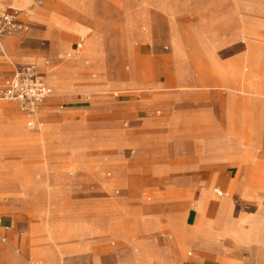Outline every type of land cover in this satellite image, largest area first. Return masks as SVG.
<instances>
[{
    "label": "rangeland",
    "instance_id": "obj_1",
    "mask_svg": "<svg viewBox=\"0 0 264 264\" xmlns=\"http://www.w3.org/2000/svg\"><path fill=\"white\" fill-rule=\"evenodd\" d=\"M17 1L26 4L21 8L16 6ZM86 2L88 1L0 0V7L19 10L20 17L28 24L26 31L4 35L0 40L3 50L0 52V64L6 65L5 68L0 67V89L5 85L4 78L10 70L9 63L26 62L16 59L13 52L20 51L22 40L27 37L32 26L46 24L49 18L56 16L80 23H76L79 26L74 28L80 33L76 52L81 56L89 53L91 60L86 68L97 69L99 48L94 43L91 31L82 25L91 26L102 35L104 43L102 78H98L95 83L109 84L119 81L124 84L120 87H108L103 91L104 94L150 98L151 114L157 118L170 115L174 110L186 113L197 110L200 114H205L211 124H215L221 132H228L234 141H241V147L235 153L237 158L233 159L237 172L230 181L231 185L243 180L252 197H263L264 94L251 97L220 85L241 88L248 76V82L258 91L264 92V38L261 37L264 35V0H181V12L177 15L175 24H171L170 17L162 10L165 6L159 8L158 5H149L145 13L139 14V7H135L134 0ZM85 4L87 6L81 10ZM193 8L201 17L189 14ZM135 10L138 15H135ZM129 17L133 27L127 26ZM173 29L179 37L181 65L187 80L184 82L186 86L182 87H178L176 80H171L175 70L170 41ZM245 30L256 32V35L247 37L248 44L242 38ZM144 34L150 36L149 40L140 43L137 37ZM229 36L232 41L225 44V39ZM63 39H67V34H63ZM250 49L252 61L244 63L247 53L251 54ZM67 51L69 49L63 54ZM48 59L41 57V61H50ZM57 95V89L52 86L51 97L38 108L42 125L37 130L26 128V116L16 103L0 99V109L4 106L12 107V112L4 110L0 114V125L10 123L15 114L21 119V128L16 127L13 131L0 129V217L7 216L10 220L7 221L8 228L0 231V247L4 250L0 253V264H33L31 261H36L37 264H101L102 256L116 252L119 246L117 237H108L97 230L89 231L90 227L99 230L108 228L112 232L121 228L122 216L119 221L116 214L112 213V210L118 209L114 202L103 203L94 210L92 218L95 223L80 222L90 219L82 213L85 203L95 206L102 197L118 196L127 191L124 185L115 187L118 192L116 189L109 192L102 190L94 165L105 159L107 154L120 153L128 157L132 150L127 147L101 149L94 144H83L75 159L82 163L87 161L89 179L81 189L61 194L68 188V183L72 182L70 176L80 165L73 161L74 158H69L72 156L70 152L51 150L53 135L45 125L59 126L64 124L63 121L74 118L82 119L83 123L95 122L100 119L101 113L93 116L77 113L59 116V112H67L66 107L69 104ZM123 126L126 134L133 137H152L164 130L167 132L166 126L157 122L135 126L124 123ZM206 126L199 122L192 127L203 130ZM63 129L67 131L69 126ZM180 129L186 131L189 126L182 124ZM244 136L249 137L252 151H245ZM200 144L201 140L189 139L193 153L200 152ZM11 145H17L18 148ZM37 145L44 152L51 150L48 158L44 159L38 154L40 149ZM101 145L122 147L123 143L114 141ZM126 146L135 148L137 143L129 141ZM27 147L30 154L24 162V170L20 166V155L13 151L20 148L26 157ZM62 147L75 150L73 145L67 143ZM224 149L225 144H222V152H225ZM107 164L104 162L101 165ZM15 165L20 167L16 168ZM48 165L54 166L57 171L64 167V171L59 178L45 181L39 192L36 189L30 191L33 197L30 196V180L25 171L36 183L42 180ZM108 170L107 168L106 171ZM7 173L10 175L5 176ZM102 177L104 187L110 188L114 183L115 173L112 177L109 173ZM235 188L238 191L236 186ZM59 193V197L67 205L58 206L61 204ZM239 193L245 194L242 191ZM232 200L234 214L249 212L255 207L254 203L243 201L236 194L232 196ZM65 209L69 211H64ZM75 212H78L77 216ZM218 214L221 229H232L236 232L229 227L231 222L225 211H219ZM70 216V220L66 219ZM52 227L58 229L53 230ZM244 230L245 225L242 226V231Z\"/></svg>",
    "mask_w": 264,
    "mask_h": 264
},
{
    "label": "crops",
    "instance_id": "obj_2",
    "mask_svg": "<svg viewBox=\"0 0 264 264\" xmlns=\"http://www.w3.org/2000/svg\"><path fill=\"white\" fill-rule=\"evenodd\" d=\"M87 1L86 3L89 4L90 0ZM133 3H136L135 7H139L140 10L139 12L138 9L135 10V15L145 13L149 5H158L159 8L165 6L162 10L170 17L171 24L176 23L182 5L181 0H139V2L134 0ZM25 4L26 2L23 1L16 2V6L21 8ZM71 8L76 10L74 7ZM189 14H197L201 17L194 8ZM76 23L56 16L49 18L46 24L32 26L27 37L22 40L20 51L13 52L16 59L26 62H10V70L4 81L11 76L15 65L34 64L49 84L51 89L49 97L52 95L53 86L58 91L57 96L69 104L66 107L67 112H59V116L76 113L93 116L95 113H101L100 119L95 122L83 123L82 119L74 118L63 121L64 124L59 126L45 125L49 127L50 134L53 135L51 150L70 152L72 156L69 158H74L73 161L80 165L79 169L70 176L72 182L68 183V188L61 194L81 189L89 179L87 161L82 163L75 159L83 144H94L101 149L127 147L132 150L128 157L120 153L107 154L104 156L105 159L94 165L102 190L109 192L116 189L115 187L124 185L127 191L118 196L102 197L95 206L85 203L82 213L90 219L78 221L93 224L95 223L92 218L93 212L99 205L107 202H114L117 205L118 209L112 210V213L116 214L119 221L122 216V226L118 231L112 232L108 228L99 230L96 227L89 229V231L97 230L107 234L108 237L119 239L116 252L103 255L101 264H264V195L252 197L243 180L234 185L230 182L237 172L233 159L237 158L235 153L236 149H240L241 141L238 139L234 141L229 137L228 132H221L215 124H211V120L205 114H200L197 110L190 113L174 110L170 115L157 118L151 114L150 98H126L116 93L104 94L103 91L106 88L120 87L123 83L119 81L109 84L95 83L98 78H102L103 38L93 27L81 24L91 31L94 43L99 48L98 68L95 70L86 68L91 55L85 53L81 56L76 52L80 43V33L74 29L80 23ZM127 26L133 27L130 17L127 19ZM63 34H67L66 40L63 39ZM250 35L254 36L256 32L243 31L242 38L246 44L249 40L247 37ZM149 37L146 34L139 35L137 40L144 43L149 40ZM261 37L264 38V35ZM170 38L171 57L175 62L171 80H176L179 83L178 87L186 86V75L183 73L180 59L181 45L174 29L171 30ZM231 41L232 38L229 36L225 39V44ZM67 49L69 52L63 54ZM250 51L251 54L247 53L244 63L252 61V49ZM0 52H3L2 43ZM41 57H48L50 61H41ZM0 67L5 68L6 65L0 64ZM51 81L54 83H50ZM243 83L241 88H230L223 84L220 86L251 97L264 94L248 82V76ZM4 110L12 112V107H2L0 114ZM152 122L166 126L168 133L164 130L152 137H133L126 134L123 126L124 123L135 126ZM199 122L207 126L203 130L192 127ZM182 124L189 126V129L181 131ZM66 126H69L67 131L63 129ZM16 127L21 128V119L16 114L12 116L10 123L0 125V129L8 131H13ZM191 138L201 140L202 151L196 153L191 151L189 146ZM114 141L123 143L122 147L101 145ZM129 141L137 143V147L126 146ZM244 141L246 142L245 151H252L249 137L244 136ZM64 143L73 145L75 150L63 148ZM222 144H225V152H222ZM37 146L40 149L38 154L44 159L48 158L51 150L44 152L39 145ZM29 147H27L26 157L23 156L24 153L20 148L17 149L18 146L17 150L13 151L20 155V166L24 170V162L30 154ZM104 162L108 164L102 166ZM107 168L108 171H106ZM63 171L64 167L57 171L54 166L48 165L42 180L36 183L25 171L30 180L29 195L33 189L38 192L43 189L45 181L59 178ZM108 173L110 177L115 173V179L110 188H105L102 175ZM7 175L10 174L7 173L5 176ZM241 191L245 194H240ZM116 192H118L117 189ZM61 194L59 193L58 197ZM235 194L242 197L243 201L254 203V209L242 214H234L232 196ZM59 199L61 204L58 206L67 205L63 203L62 198L59 197ZM219 211H225L231 222L229 227L234 228L236 232L232 229H221L218 219ZM75 213L77 216L78 212ZM69 218L71 216L66 219ZM45 219L47 220L46 217ZM75 220L77 221L76 218ZM7 221H10L7 216L0 217V231L8 228ZM243 225L246 228L244 231H242ZM56 228L52 227L53 230ZM3 251L0 247V253ZM8 259L12 260L11 257Z\"/></svg>",
    "mask_w": 264,
    "mask_h": 264
},
{
    "label": "built area",
    "instance_id": "obj_3",
    "mask_svg": "<svg viewBox=\"0 0 264 264\" xmlns=\"http://www.w3.org/2000/svg\"><path fill=\"white\" fill-rule=\"evenodd\" d=\"M27 28L28 24L21 19L19 10L0 7V40L4 35L22 33ZM50 94L51 89L43 73L34 64H17L0 90V99L16 103L26 116V128L37 130L42 125L38 108Z\"/></svg>",
    "mask_w": 264,
    "mask_h": 264
},
{
    "label": "bare ground",
    "instance_id": "obj_4",
    "mask_svg": "<svg viewBox=\"0 0 264 264\" xmlns=\"http://www.w3.org/2000/svg\"><path fill=\"white\" fill-rule=\"evenodd\" d=\"M46 82H47V81H46ZM48 86H49V84H48ZM5 237H6V236H5ZM2 240L4 241L5 239L2 238ZM31 262H33V264H37L36 261H31Z\"/></svg>",
    "mask_w": 264,
    "mask_h": 264
}]
</instances>
